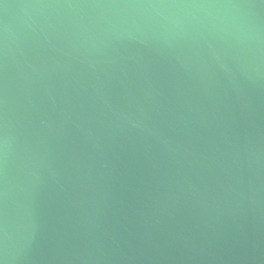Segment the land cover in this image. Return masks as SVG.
<instances>
[{
  "label": "water",
  "instance_id": "95a60500",
  "mask_svg": "<svg viewBox=\"0 0 264 264\" xmlns=\"http://www.w3.org/2000/svg\"><path fill=\"white\" fill-rule=\"evenodd\" d=\"M0 264H264V0H0Z\"/></svg>",
  "mask_w": 264,
  "mask_h": 264
}]
</instances>
